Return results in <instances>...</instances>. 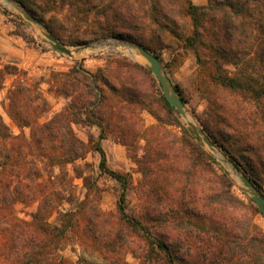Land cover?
<instances>
[{
    "label": "trees",
    "instance_id": "16d2710c",
    "mask_svg": "<svg viewBox=\"0 0 264 264\" xmlns=\"http://www.w3.org/2000/svg\"><path fill=\"white\" fill-rule=\"evenodd\" d=\"M15 1L65 46L122 40L160 61L165 50L176 56L192 52L209 103L200 126L264 196V0H209L205 6L191 0ZM111 63L96 73L76 66L55 74L60 85L53 91L72 103L45 124L35 119L48 110L38 86L23 78L17 66H0V90L6 75L19 79L10 91L11 116L32 129L31 142L14 136L0 114V215L6 216L0 219V264H72L61 254L63 244L94 212L87 211L86 201H76L68 166L89 191L96 189L77 165L89 146L72 130L76 113L101 130L100 140L111 134L129 150L136 141L145 142L143 155L135 158L146 196L142 215L129 211L131 175L109 171L99 142L95 149L102 170L122 188L115 216L144 239L148 262L264 264V229L256 222L264 215L254 201L233 193L230 174L182 122L148 68L123 56ZM145 111L157 125L142 128ZM169 127L179 128L180 134ZM31 143L48 167L59 169L53 181L39 169L35 183L24 175ZM7 198L13 204L37 203L31 221L3 207ZM65 203L73 209L64 210ZM54 214L59 215L56 222L51 221ZM167 234L173 239L166 240Z\"/></svg>",
    "mask_w": 264,
    "mask_h": 264
},
{
    "label": "rangeland",
    "instance_id": "374dc122",
    "mask_svg": "<svg viewBox=\"0 0 264 264\" xmlns=\"http://www.w3.org/2000/svg\"><path fill=\"white\" fill-rule=\"evenodd\" d=\"M23 36L28 37L33 43H27ZM86 46L89 48L84 49ZM66 47L73 52V57L56 51L44 36L41 28L27 21L16 5L6 4L0 0V66L2 68L6 65L17 66L26 74L23 75L26 76L23 78L38 86L43 99L48 103V110L35 117L39 124L50 122L60 113L69 109L72 103V98L53 91V88L60 85V82L55 80V74L69 73L76 66L87 72L96 73L99 69L112 67L111 62L119 56L139 63L151 71L150 64L138 51L131 52L125 47L118 46L117 40L114 39L99 40L80 47ZM174 59L176 62H173ZM161 62L173 87L176 89L178 86L183 93L187 102L184 104L189 119L200 126L199 119L209 115V103L195 55L192 52H186L176 56L173 51L165 50L162 53ZM230 69L234 68L230 67ZM151 76L158 81L152 71ZM18 80L16 76L6 75L4 87L0 90V114L14 136L31 142L32 129L20 126L9 111L10 91ZM158 84L161 85L159 81ZM181 120L188 128L185 119L181 117ZM72 121V130L75 136L89 146L86 159L78 161L77 165L81 167L84 177L91 179V183L95 185L96 189L92 192L89 191L85 186L84 179L78 178L72 170L73 165L68 166L70 177L75 185L76 201H86L87 211L94 213L90 217L81 219L80 228L72 233L70 239L63 244L64 250L61 254L68 258L72 264H156L150 263L144 258L146 243L140 234L115 216L118 213L122 188L112 174L102 170V156L95 149V144L99 142L105 152L109 171L131 175L132 185L128 195L129 211L136 215H142L146 206V196L141 187L143 175L135 158L136 156L140 158L143 155L141 147L145 146V142L136 141L135 148L129 150L111 134H108L107 139L100 140L101 130L90 123L86 115L76 113L72 117ZM141 124L142 128L146 129L157 125L158 121L152 114L145 111L141 115ZM169 129L180 134V129L177 127H169ZM205 148L230 174L234 183L233 193L242 200H253L239 178L233 174L228 165L222 162L227 158L223 152L216 147L218 153L215 154L208 147L205 146ZM29 153L31 156L24 173L31 177L28 181L36 182V170L38 169L42 171L47 181L50 179L53 181L51 177L60 173L59 169L48 167L47 160L39 155L42 152L32 143ZM55 187L58 188L59 185H55ZM7 199V202L3 203V207L11 206V209H14V216L31 221L32 214L36 212L37 203L13 204L9 198ZM73 207L68 203L63 205L64 210L73 209ZM58 216V214H54L51 221L56 222ZM4 217L6 216L1 213L0 219ZM256 222L264 229L263 216L259 215ZM167 237L166 240L173 239L171 234H167Z\"/></svg>",
    "mask_w": 264,
    "mask_h": 264
},
{
    "label": "water",
    "instance_id": "95a60500",
    "mask_svg": "<svg viewBox=\"0 0 264 264\" xmlns=\"http://www.w3.org/2000/svg\"><path fill=\"white\" fill-rule=\"evenodd\" d=\"M6 4H14L18 7L21 15L30 23H33L41 28L43 31L44 36L50 41L54 49L62 54H65L69 57H73V52L58 41L40 22H38L35 18H33L29 13L21 7L17 1L15 0H3ZM117 45L121 47L127 48L129 51H138L140 55L147 60L150 64V68L152 73L158 79L161 84V87L164 92V96L168 100V102L177 110V112L181 115L182 118L185 119L188 128L193 132V134L197 137V139L206 147H208L213 153L217 154L218 151L215 145L211 142V140L207 137L203 129L197 125L195 122L189 119L188 111L186 110L185 104L182 99L178 96L177 90L173 87V84L170 78L166 75L164 66L162 62L155 57L150 52L146 51L145 49L130 43L125 42L122 40H117ZM89 48L86 46L84 49ZM225 165L230 167V170L236 175L246 191L252 197L254 203L260 209L261 213L264 215V196L255 188V186L251 183V181L243 175L239 169L233 165L229 159L225 158L222 160ZM229 170V169H228Z\"/></svg>",
    "mask_w": 264,
    "mask_h": 264
},
{
    "label": "crops",
    "instance_id": "0c3cea01",
    "mask_svg": "<svg viewBox=\"0 0 264 264\" xmlns=\"http://www.w3.org/2000/svg\"><path fill=\"white\" fill-rule=\"evenodd\" d=\"M197 6H205L208 4L209 0H191Z\"/></svg>",
    "mask_w": 264,
    "mask_h": 264
}]
</instances>
